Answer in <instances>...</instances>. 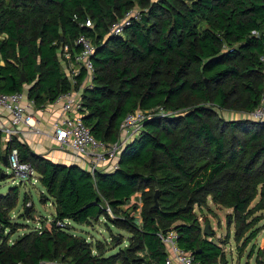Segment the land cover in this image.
<instances>
[{
    "label": "trees",
    "instance_id": "obj_1",
    "mask_svg": "<svg viewBox=\"0 0 264 264\" xmlns=\"http://www.w3.org/2000/svg\"><path fill=\"white\" fill-rule=\"evenodd\" d=\"M136 7L141 11L123 35H112L113 25ZM80 36L95 47L94 85L82 95L92 135L116 143L130 113L154 114L124 148L118 169L94 175L54 163L17 139L3 145L0 134V162L10 169L16 149L19 162L39 176L44 203L55 208L50 226L10 243L20 229L11 217L19 188L0 195V264H165L169 251L161 235L170 231L178 247L202 264L225 262L223 247L212 230L204 234L196 209L209 210L211 201L232 210L228 219L238 242L264 219V122L228 121L215 110L242 114L260 105L264 0H0V92L28 86L36 108L54 104L74 88L63 50L75 60ZM85 76L82 69L76 90ZM28 204L25 198V209ZM33 211L22 218L33 220ZM102 218L131 235L129 247L106 255L103 242L57 225L90 226Z\"/></svg>",
    "mask_w": 264,
    "mask_h": 264
},
{
    "label": "built area",
    "instance_id": "obj_2",
    "mask_svg": "<svg viewBox=\"0 0 264 264\" xmlns=\"http://www.w3.org/2000/svg\"><path fill=\"white\" fill-rule=\"evenodd\" d=\"M133 12L125 19L113 25L110 33L115 36H121L130 21ZM87 27L92 28V23L88 21ZM77 44L81 47V52L75 56V60L80 64L81 70H85L92 82L95 79V68L93 56L95 47L93 43L85 36L78 38ZM264 63V56L262 57ZM55 103L61 104V114L53 119L50 131L44 133L37 126L35 118L36 103L29 99L27 90L12 94L0 92V118L4 117L6 122L0 121V134H2L3 145L17 139L22 141V135L47 136L61 150H69L77 163L91 174L96 172H113L118 169L119 158L132 140H134L143 130L145 122L153 116V112L137 110L130 113L121 124V138L112 144L97 140L91 133V130L84 122V106L82 97L76 91H71L61 95ZM163 114L164 110L161 109ZM249 118L255 122H264V91L261 97L260 105L252 112L246 113ZM10 169L16 175V178L22 182L32 181L35 170L29 164L19 162L18 151H12L9 159ZM37 182V180H35ZM52 205V204H51ZM31 206V203L27 205ZM53 206V205H52ZM108 213L113 217L110 208ZM264 217V213H263ZM70 221L58 222V227H66ZM69 226V225H68ZM38 227L36 231L41 232ZM177 235L174 231L161 235L163 243L168 247L169 255L165 264H202L197 261L190 253L180 249L177 244ZM17 264H26L18 262ZM48 264H65L58 261L48 262ZM71 264V263H70Z\"/></svg>",
    "mask_w": 264,
    "mask_h": 264
},
{
    "label": "rangeland",
    "instance_id": "obj_3",
    "mask_svg": "<svg viewBox=\"0 0 264 264\" xmlns=\"http://www.w3.org/2000/svg\"><path fill=\"white\" fill-rule=\"evenodd\" d=\"M141 10L136 7L133 10V15L137 16ZM67 61V60H66ZM65 62V61H64ZM67 64V62H65ZM70 74L78 71L77 68L71 67ZM72 70V71H71ZM220 117L230 120H251L246 113H238L229 110L215 109ZM0 195H5L10 189L14 187L19 188V204L18 207L12 212L11 217L13 223H18L20 229L12 234L9 242L14 243L18 237L25 235L31 230H36L38 227L45 228L50 226L53 217L55 216V208L50 203H44L45 190L39 182L38 175H33L32 181L22 182L16 178L12 169L7 168L0 162ZM37 180V182L35 181ZM140 199L141 195L138 194ZM25 198L31 203L29 210L34 208L33 220H26L23 217L25 213ZM141 200V199H140ZM259 198H257V201ZM256 201V202H257ZM142 202V201H141ZM255 204V203H254ZM134 202L131 203V206ZM139 205L137 209V222L140 223V211ZM209 210L196 209V213L199 217L200 223L203 228L207 224L210 225V231L215 234V243L221 244L226 254V261L220 264H264V219L253 225V228L249 230L240 242L236 239L237 227L234 222L228 219V216L232 213V210L224 209L219 206L213 205L209 202ZM126 211L127 207H123ZM113 214V212H112ZM256 216H261V212ZM32 217V218H33ZM112 217V216H111ZM113 219L115 215L113 214ZM252 218L247 220V223H251ZM68 228L72 229V233L78 236L85 237L89 242L96 244L101 241L108 247L106 255L116 254L121 249L129 247V239L131 235L121 229L113 226L112 222L106 218H102L98 222H94L92 225H81L69 222ZM253 231H256V238H252L250 235ZM6 234L9 231L5 232ZM9 235V234H8ZM116 238V243H113ZM263 251V254H258V251Z\"/></svg>",
    "mask_w": 264,
    "mask_h": 264
},
{
    "label": "crops",
    "instance_id": "obj_4",
    "mask_svg": "<svg viewBox=\"0 0 264 264\" xmlns=\"http://www.w3.org/2000/svg\"><path fill=\"white\" fill-rule=\"evenodd\" d=\"M63 56L64 57L62 60V65L66 73V76L70 79L71 83L73 84L74 87L73 91L78 92V94L82 97L83 92L86 89L93 87L94 82H92L90 77L86 74L85 79L81 82L79 86V89L76 90L75 86H77L78 84V80L76 78L77 76H79L81 72V66L79 63H77L76 60H72L71 54L67 47H64ZM64 61L67 62L69 66L71 67L73 66L77 68L78 71H75L74 73L70 74L69 71L70 69L68 68V65ZM28 88H29L28 86H25V90H28ZM34 112L37 121V126L40 129H42L44 133L48 134L53 119L57 118L61 114V104L60 103L44 104L41 108H36ZM0 121L6 122V119L2 117L0 118ZM21 138H22V141H20L21 143L27 144L36 154L42 155L54 163L63 164V165H79L69 150H61L60 148H58L56 143H54L51 139H49L45 135L35 136L32 134L26 135L25 133V135H22ZM138 201H139V205L142 206L143 204L141 200Z\"/></svg>",
    "mask_w": 264,
    "mask_h": 264
},
{
    "label": "water",
    "instance_id": "obj_5",
    "mask_svg": "<svg viewBox=\"0 0 264 264\" xmlns=\"http://www.w3.org/2000/svg\"><path fill=\"white\" fill-rule=\"evenodd\" d=\"M41 71V68L38 67V72L40 73ZM22 81L24 82L25 79L23 78ZM6 163V162H5ZM158 196H159V192L157 191L156 194H155V197H154V200H155V205H154V208H157L159 206V202H158ZM26 214L29 213V209L27 208L26 211H25ZM204 234L206 236H210L211 235V231H210V225L207 224L204 228Z\"/></svg>",
    "mask_w": 264,
    "mask_h": 264
}]
</instances>
